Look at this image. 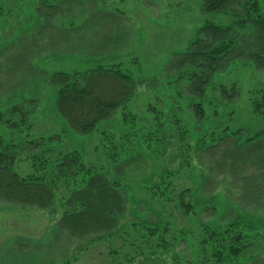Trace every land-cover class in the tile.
<instances>
[{"label": "rangeland", "instance_id": "rangeland-1", "mask_svg": "<svg viewBox=\"0 0 264 264\" xmlns=\"http://www.w3.org/2000/svg\"><path fill=\"white\" fill-rule=\"evenodd\" d=\"M54 6L60 10L55 11ZM200 7L201 0H0V132H5L8 139L16 137L14 142L53 137L45 142L47 146L65 152L78 150L84 163L99 167L109 178L118 180L126 188L127 208L118 221L117 230L129 231L107 239L75 238L55 227L60 218L58 200L49 208L37 209L0 199V264H112L114 258L122 261L125 254H134L136 244L147 249L151 243L155 244L154 237L147 239L130 229L133 221L155 224L159 228L168 226L175 232L166 234L165 239L172 241L175 235L179 243L170 246L163 256L158 255L159 249L148 258L139 255L132 264H196L200 260L197 252L200 220L226 222L241 216L248 226L264 233V205L239 199L245 192L243 172L237 177L220 172L212 159L193 150L186 153L192 168L208 176L195 196L206 202L216 197V201H212L213 213L196 211L186 217L174 201L159 205L140 187L152 174L156 182L158 170L173 169L183 158L175 156L179 151L175 136L171 138L174 148H168L161 159L144 157L135 161V150L131 148L136 140L131 131L140 124L144 130L159 129L160 134L164 131L174 134L170 130L174 121H168L179 117L186 97L179 99L165 91V64L173 53L186 49L205 22L232 23L229 15L202 12ZM96 9L117 14L118 26L114 21H103L104 26L95 21L79 30L82 41L67 33V26L72 22L74 25L82 23ZM108 29L125 35L123 45L113 53L101 54L102 58L91 54L92 48L100 46L98 42L106 37ZM75 44L79 48H73ZM67 45L70 48H66ZM80 47L90 51L84 55ZM98 60L104 64L120 60L124 66L131 67L132 75L143 79L144 83L136 87L135 95L127 101L137 121L123 120L118 107L92 132L78 134L56 109L59 86L53 73L93 67ZM213 81L227 87L233 84L239 91L236 103L241 108L226 121L227 125L230 128L251 126L253 119L247 105V92L264 85V70L237 60L215 74ZM178 104L179 108H173ZM33 149H21L16 158L13 169L20 175L37 171L28 159L31 151L37 152ZM198 157L203 164H198ZM50 159L44 171L52 178L54 169ZM253 172L252 168H247L244 174L248 176ZM178 177L175 179L177 191L194 188L201 180L187 172ZM54 191L57 197L68 192L61 181L56 182ZM261 199L264 204V197ZM237 264H264V237L257 238Z\"/></svg>", "mask_w": 264, "mask_h": 264}, {"label": "trees", "instance_id": "trees-1", "mask_svg": "<svg viewBox=\"0 0 264 264\" xmlns=\"http://www.w3.org/2000/svg\"><path fill=\"white\" fill-rule=\"evenodd\" d=\"M47 5L50 9V4ZM54 7L55 11L60 10ZM200 10L227 14L232 23L205 22L197 29L186 49L173 53L165 64V91L172 92L179 99L183 95L186 97L179 117L168 121H174L170 129L174 134H166L165 131L160 134L159 129L144 130L142 124L131 131L136 137L135 146L131 147L135 150V161L144 157L161 159L168 148H174L171 138L175 136L179 150L175 156L183 157L180 163L173 169L161 168L155 174L156 182L152 174L139 186L159 205L174 201L186 217L196 214V211L211 210L213 213L215 205L212 201H216V197L208 202L196 198L197 189L203 187L202 183L207 181L208 176L192 168L186 154L189 150L212 159L220 172L230 173L233 177L243 172L241 178L245 192L239 199H250L264 205L261 199L264 197V85L247 92L253 124L230 128L226 121L238 114L241 108L236 103L239 91L233 84L227 87L213 81L215 74L223 72L237 60L264 70V0H201ZM117 18H120L117 14L96 9L87 19V24L96 21L102 26L106 20L116 24ZM72 35L76 36L75 40L82 38L78 33ZM125 38L123 33L108 29L106 37L98 42L99 47L79 51H90L102 58L101 54L113 53L115 48L121 47ZM76 47L78 45L73 48ZM134 60L138 66V60ZM96 62L97 65L86 69L53 73L59 86L56 109L78 134L92 132L118 107L123 120L137 121L135 113L127 107V101L135 95L136 87L144 83L143 79L140 75H132L131 67L124 66L120 60L106 64L102 60ZM176 107L180 105L173 108ZM15 138L8 139L5 132H0V199L37 209L49 208L58 200L61 204L60 218L55 227L75 238L97 236L96 240H99L129 232L117 230L118 221L127 208L126 188L118 180L109 178L101 168L84 163L78 150L65 152L47 146L45 142L53 137L45 140L43 137L25 138L20 142H14ZM33 148L37 152L31 151L28 159L37 171L20 175L13 169L16 158L23 149ZM49 158L54 169L52 178L44 171L50 163ZM199 158L197 162L201 165L204 161ZM247 168L255 172L247 176L244 174ZM186 172L201 180L194 188L185 187L177 191L175 179ZM55 181H61L67 188L65 196L57 197ZM129 226L139 236L144 235L147 239L154 237L156 249L152 250V243L148 249L136 244L134 254H125L122 261L114 258L112 264H132L139 255L148 258L152 252H160L158 255L163 256L170 246L179 243L175 235L174 241L165 239L166 234L175 232L168 226L159 228L143 221H133ZM199 227L197 252L200 260L196 264H237L256 239L264 237V233L248 226L241 216L226 222L200 220Z\"/></svg>", "mask_w": 264, "mask_h": 264}, {"label": "crops", "instance_id": "crops-1", "mask_svg": "<svg viewBox=\"0 0 264 264\" xmlns=\"http://www.w3.org/2000/svg\"><path fill=\"white\" fill-rule=\"evenodd\" d=\"M78 1H80V2H83L84 0H78ZM81 17V16H80ZM90 16H86V18H85V20L82 22V23H80V24H78L77 25V23H76V25H74L75 23H71L69 26H67L66 27V29H67V31H69V33L70 34H76V33H79L80 31L79 30H81V29H84V27H87V19L89 18ZM81 33V32H80ZM76 45V44H75ZM80 46H81V44H80ZM76 48H79V47H76ZM82 47H80V50H81V52H82ZM80 52V53H81ZM86 53H84V55H85ZM76 70H79V69H76ZM82 70V69H81Z\"/></svg>", "mask_w": 264, "mask_h": 264}]
</instances>
